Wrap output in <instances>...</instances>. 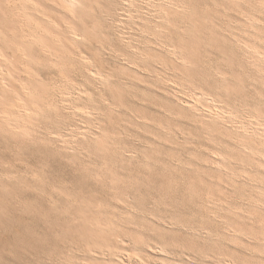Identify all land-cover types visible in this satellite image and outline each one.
<instances>
[{
	"label": "rangeland",
	"instance_id": "374dc122",
	"mask_svg": "<svg viewBox=\"0 0 264 264\" xmlns=\"http://www.w3.org/2000/svg\"><path fill=\"white\" fill-rule=\"evenodd\" d=\"M0 49V264H264V0H0Z\"/></svg>",
	"mask_w": 264,
	"mask_h": 264
},
{
	"label": "bare ground",
	"instance_id": "6f19581e",
	"mask_svg": "<svg viewBox=\"0 0 264 264\" xmlns=\"http://www.w3.org/2000/svg\"><path fill=\"white\" fill-rule=\"evenodd\" d=\"M63 1V3L65 4V7H70V6H72L73 4H74V2L76 1V0H62ZM23 15V22H25V24L29 21L25 16H24V13L22 14ZM27 25H29L30 26V29L28 30V31H25L24 32V35H25V37L27 38V39H31V40H34V41H37L38 43H40V40H39V36H38V33H36V30H38L37 28L35 29V30H31V28H34L33 26H32V23L31 22H28L27 23ZM172 49V48H171ZM170 50V49H169ZM175 50V49H174ZM254 50V49H253ZM18 51L19 52H21L22 53V55H24L25 56V54L23 53V50L21 49V48H19L18 49ZM168 52V51H167ZM170 53H171V51H170ZM6 55V53L4 52V51H2L1 49H0V56H5ZM173 55V54H172ZM194 96V95H193ZM193 99V98H192ZM193 103V102H192ZM214 103V102H213ZM189 104V103H188ZM187 105V104H186ZM210 106V105H209ZM208 106V107H209ZM208 107H207V109H208ZM212 108H213V106H211ZM210 108V107H209ZM218 109H220V107H217ZM6 109V108H5ZM218 109H213V111L211 110V109H209L208 111L210 112V114L212 115V116H219V113H218ZM221 112V111H220ZM224 112V111H223ZM208 113V112H207ZM222 113V112H221ZM2 114V113H1ZM0 114V115H1ZM225 115L227 114V113H224ZM3 115V114H2ZM9 118V117H8ZM221 118V117H220ZM224 119V118H223ZM11 121V120H10ZM14 125V124H13ZM16 126H18V125H16ZM245 130H246V127L245 126H243V125H241ZM253 126H254V124H253ZM258 126V125H257ZM19 128V127H18ZM17 129V128H16ZM241 130V129H240ZM250 130H253V129H250ZM249 130V131H250ZM245 132V131H244ZM257 132H260L261 134H263L264 133V129L262 130V131H260V130H257ZM263 132V133H262ZM262 138H264V137H262ZM250 142V141H249ZM250 143H252V142H250ZM244 144V143H243ZM246 145V144H245ZM247 146V145H246ZM241 147V146H240ZM248 148H251L250 149V153H253V155L255 154V153H257L258 152V150H256L255 148H253V147H248ZM249 149H247V151H248ZM253 155H251V156H253ZM256 156L255 157H257V156H260L261 157V155H257V154H255ZM249 156V155H248ZM218 157V156H217ZM230 161V160H229ZM232 161V160H231ZM224 168V167H223ZM234 174V173H233ZM229 175V174H228ZM233 176V175H232ZM229 177V176H228ZM234 177V176H233ZM264 177V176H263ZM253 178V177H252ZM261 178H262V176H261ZM234 179V178H233ZM232 179V180H233ZM256 179V178H255ZM257 180V179H256ZM258 199H259V197H258Z\"/></svg>",
	"mask_w": 264,
	"mask_h": 264
}]
</instances>
